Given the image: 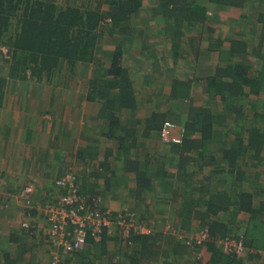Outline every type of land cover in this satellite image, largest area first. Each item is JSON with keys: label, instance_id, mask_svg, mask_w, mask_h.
Here are the masks:
<instances>
[{"label": "crops", "instance_id": "0c3cea01", "mask_svg": "<svg viewBox=\"0 0 264 264\" xmlns=\"http://www.w3.org/2000/svg\"><path fill=\"white\" fill-rule=\"evenodd\" d=\"M159 1L141 0L128 33L119 30L111 35L108 31L93 62L78 63L51 81L33 76L35 81L31 82L24 71L13 77L11 66L0 67V78L7 81L0 107V264H52L53 256L62 253L64 264H114L117 259L130 264L126 256L133 249L122 246L118 235L96 245L98 252L94 254L89 244L73 257L52 239V226L41 207L63 194L55 182L66 173L76 177L80 195L100 199L103 210L135 213L163 234L176 223L182 201L207 198L209 188H213L211 192H227L230 202L239 192L251 197V214L217 215L218 221L231 224L226 238L245 235L251 218L264 224V148L259 159L248 152L233 164L241 174L234 171L230 176L228 171L233 167L223 159V151L237 139L239 127L247 142L252 124L248 122H253L256 114L258 126L264 130V91L259 97L242 99V117L226 113L220 97L206 92L204 83L219 67L239 60L251 67V73L259 69L255 51L264 34V0H243L239 5L195 0L194 4L208 9L206 22L179 30L174 19L162 16ZM105 26L110 30L111 25ZM232 41L247 43L244 56H231ZM118 52L122 59L118 66L129 78L128 94L120 99L117 87L90 98L93 82L98 76L105 77L111 69L110 58ZM67 73L71 80L62 81ZM22 83L27 86L21 93L11 92L14 85L20 89ZM177 90H186L180 93L183 98ZM200 107L210 109L214 117L227 114L225 123L214 126V139L208 147L211 157L202 159L199 147V153L190 155L194 161L187 164L189 171L198 173L193 179L182 175L179 180L178 158L172 161V154L164 157L171 144L161 142L160 130L166 120L184 126L190 111ZM193 137L199 140L201 135ZM155 170L156 176L162 172L167 176L156 178ZM144 176L151 178L150 184L140 191L141 185L148 184ZM26 186L34 188L30 204L20 199ZM25 222L31 224L29 230L23 227ZM206 222L194 221L186 236L193 238L208 229ZM203 243L185 244L177 261L172 253L167 254L174 264H207L210 254ZM164 254L148 264H164ZM251 255L247 250L237 257L242 264H264V249Z\"/></svg>", "mask_w": 264, "mask_h": 264}, {"label": "trees", "instance_id": "16d2710c", "mask_svg": "<svg viewBox=\"0 0 264 264\" xmlns=\"http://www.w3.org/2000/svg\"><path fill=\"white\" fill-rule=\"evenodd\" d=\"M209 1L218 5L244 3L243 0ZM234 1H238V3ZM74 2L71 4V0H67L62 6L59 5L58 0H0V48H8L12 55L11 75L13 77H18L22 71L25 73L29 71L38 80L44 78V80L51 81L65 69L70 70V67L78 63L93 62L96 53L99 52L98 49H101L103 37L107 35L108 31L113 35L119 30L123 33H128L131 30L130 23L134 19L132 17L139 13L140 8L137 4L141 0H74ZM194 3L195 0H160L159 8L162 16L175 20L176 28L179 30L182 27H192L194 22H206L208 9L199 7ZM106 19L111 21L104 24ZM107 24L111 25L109 26L110 30H107L105 26ZM252 31L254 32V30ZM262 32L264 33V28ZM246 44L245 42L232 41L231 56H244L247 51ZM256 49L259 69L255 73H251V67L248 64L239 60L228 63L225 67H219L216 75L204 82L206 92L214 98L220 97L225 105L226 113L243 117V106L239 104L243 101L242 99L245 100L251 96L259 97L264 91V34L259 47ZM120 63H122V59L118 52L113 58H110L109 66L111 69L106 72L105 77L98 76L93 82L90 98L96 94L98 96L108 94L111 90L120 87V93L117 96L124 99V94H128L126 84H129V78L126 73H122L118 66ZM6 83V78H0V107L4 103ZM180 91L177 90L179 94L185 93L186 90ZM181 98H183L182 95ZM256 115L253 122H248V124H252L249 128L250 136L247 142L242 137L243 128L239 127L237 139L229 149L223 151V159L228 162L230 167H233V164L236 165L248 152L254 155L255 159H259L261 156V151L264 148V130L258 126V119L260 118L259 114ZM225 116L214 117L210 109L194 108L190 111L184 125L182 143H167L171 145L164 157L172 154V161L176 157L178 158V163L176 162L175 166L180 172L179 180L183 176L184 179L188 177L193 179L198 173V170L189 171L187 164L189 161H194L190 155L191 153H199V147L203 149L199 155L202 159L211 157V154L208 153V147L214 139V126L225 123ZM244 123L247 124V122ZM196 133L201 135L199 140L193 137ZM161 142H163L162 139ZM148 164H150L149 161ZM202 169V167L199 168V170ZM234 171L241 174V171L235 170L233 167L229 168V175L231 176ZM155 174L156 170L154 171ZM162 174L155 175V177L164 179L167 176L165 172ZM143 179L148 184L141 185L139 189L142 190L140 191H144L151 180L148 176H144ZM162 182L165 183L166 181L163 180ZM205 187L210 186L205 185ZM212 189L209 188L207 198H203V196L198 199L190 197L182 201L177 211L176 223L171 224L164 234L155 231V228L151 227L146 218H141L135 213L109 210L112 219L111 225H103L97 237H94L91 231L88 232L84 248L66 254L73 257L80 252L83 253L89 244L93 246L91 253L94 254L98 252V246L107 243L113 235H118L122 246L133 249L132 254L126 256L130 264L155 262L168 252L172 253L175 261H177L176 256L181 253L185 244L173 234V231L186 234L192 232L193 222L202 219L207 221L205 224L208 226L209 233L208 241L203 243L210 254V260L207 264H242L237 255L226 254L223 246L218 245L219 240L230 236L231 224L220 222L216 217L221 212H231V217H238L242 213L251 214L253 211L251 197L246 193L239 192L236 199L230 202V196L227 195V192H211ZM60 190L63 193L61 195L68 193L67 189L62 188ZM131 218L136 224H146L151 228V232L140 234L131 231L126 236L117 225V221L119 219L129 221ZM197 228L201 230L199 226ZM196 233L193 232V234ZM243 236L245 238L244 244L248 247L251 256L258 255L264 249V224L259 223L255 218L250 219V228ZM168 242H180L181 244L172 246ZM166 258L164 264H174L170 261L169 254ZM64 261L65 259L61 256L60 264H64ZM114 264H122V262L117 259Z\"/></svg>", "mask_w": 264, "mask_h": 264}, {"label": "built area", "instance_id": "2783aa9c", "mask_svg": "<svg viewBox=\"0 0 264 264\" xmlns=\"http://www.w3.org/2000/svg\"><path fill=\"white\" fill-rule=\"evenodd\" d=\"M161 139L165 143H182L184 137V126H178L170 120H166L161 128ZM57 188L67 189L66 195L59 196L56 202H48L41 207L48 223L51 224L49 231L52 239L56 241L66 253L82 250L87 242L88 232H92L97 237L102 226H110L112 219L109 210L103 211L100 199L88 200L81 196L78 191L76 177L67 173L64 177L55 182ZM33 186H26L20 194V199L26 204H30V197L33 194ZM117 225L128 236L131 231L134 233L148 234L151 232L146 224H136L131 218L129 221L119 219ZM27 230L31 228L29 222L23 223ZM71 230V231H70ZM173 234L184 244L192 246L202 244L209 239L208 230L202 229L196 234V237L189 238L187 234L173 231ZM243 236L237 239L226 238L220 240V245L224 251L229 254L241 256L246 250ZM249 251V250H248ZM248 253V252H247ZM61 256L55 254L52 258V264H60Z\"/></svg>", "mask_w": 264, "mask_h": 264}, {"label": "rangeland", "instance_id": "374dc122", "mask_svg": "<svg viewBox=\"0 0 264 264\" xmlns=\"http://www.w3.org/2000/svg\"><path fill=\"white\" fill-rule=\"evenodd\" d=\"M66 1L67 0H58V3H59V5L63 6V5H65ZM74 3H75L74 0H71V4H74ZM105 36H107V35H105ZM111 38H113V37L111 36ZM11 58H12V55L9 52L8 48L1 47L0 48V67H5L6 68L7 66H11L12 65ZM26 73H28V77L26 78L28 81H31V82L35 81V78L31 75V73L29 71H27ZM68 74L69 73L62 75V81L71 80V75H68ZM20 86L21 87L19 89L18 85H14L12 90H11V92H15L17 94H18V92L21 93V91L24 90V88H25L24 86H27V85H25V83H22ZM238 235L240 237V234H238Z\"/></svg>", "mask_w": 264, "mask_h": 264}]
</instances>
